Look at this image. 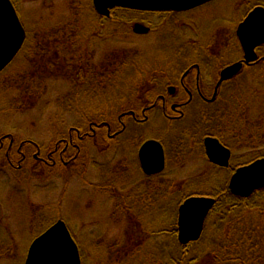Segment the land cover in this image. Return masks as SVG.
Segmentation results:
<instances>
[{"label":"rangeland","instance_id":"374dc122","mask_svg":"<svg viewBox=\"0 0 264 264\" xmlns=\"http://www.w3.org/2000/svg\"><path fill=\"white\" fill-rule=\"evenodd\" d=\"M12 2L18 10L22 25L29 31V39L25 40L22 51L20 50L14 61L0 74V135L15 136L18 141L14 147L17 148L20 142H23L22 152L28 160L20 171L8 167L7 170L5 160L1 159L6 149L0 152V264H24L31 243L58 218H63L72 231L83 251L84 264H145L149 258L147 256L156 251L157 244H163L164 238V253L178 255L180 250H176L174 238L168 232L176 227L180 186L185 184L187 196L209 195L211 189L216 193L219 183L226 182L223 179L228 177L227 173L231 174L233 171L215 173L210 170L209 164L201 155L183 158V163L179 165L174 159L172 144L174 143L175 148L182 144L180 139L179 144H175L176 134H170L167 140H164L169 141L165 177L169 178L168 182L174 189L172 194L175 196H172L167 204L166 213L155 207L139 226L126 217L127 211H122L121 216L111 205L102 203L100 199L94 202L86 196L87 159L92 162L91 165L87 164V168L95 166L96 162L99 163L97 165L103 164L105 160L96 149L87 157L86 139H75L79 149L72 152L74 158L69 166L60 161L54 166L52 162L49 163L51 166L40 164L32 158L36 152L35 144L54 148L58 141L68 138L70 128L76 127L80 128L82 133L86 132V121L98 119L93 118L94 115L109 116L112 122L118 115L129 109L134 110L133 105L137 107L152 102V91L162 87L168 77L166 74L172 73L176 68L173 63L180 57L176 54L180 47L179 41H197V37H194L197 27V35L199 34L203 42L210 44L209 46L215 47L217 42L221 46L223 43L224 46L237 45L236 30L243 13L248 12L249 6L264 5V0H220L217 4H209L205 9H198L195 15H192V12L172 19L144 12L149 15L148 18L139 21L150 25L149 34L139 35L134 32L133 36L115 26L111 29L113 35L107 41L101 39L106 36L103 31L106 25H101L104 22L99 23L101 18L105 17L98 15L94 9L93 12L88 10L90 4L93 8L92 0ZM240 3L249 6H241ZM189 15L192 16L185 18ZM182 23L188 24L189 27L187 25L186 28L192 30L193 34L186 30ZM128 24L133 27L134 22L127 21L126 25ZM76 36L79 37L77 41L73 38ZM83 36L85 41L80 43ZM87 46L91 49L89 52L93 54L94 59L92 57L87 60L84 66ZM118 49L122 50V54L126 52L129 56H125L123 62L121 57L115 62V59H112L110 64L113 63L106 66L113 71L118 69L116 75L110 79H105L106 76L102 75L100 79L92 80L91 73H86L87 64L97 66L95 63H100L108 51V54H113L117 53ZM73 54L74 56H71ZM117 54L120 56L121 52ZM239 54V51L233 54L235 59L240 57ZM76 58L77 62L81 60L79 64L76 63ZM237 83H240V92L233 94L225 91L222 95L219 113L221 117V113L226 112L225 116L220 119L217 113V119L207 123L212 131L210 133L216 131L223 137V142L232 149L233 169L250 162L256 155H264V130H261V127L264 128V123L261 122L264 120V73L247 71ZM244 103L245 107L237 110ZM121 109L123 111H120ZM86 112L90 114L89 117ZM203 113L205 112L199 106L190 108L187 118L178 123L177 129H180L177 134H181L182 130L198 134L195 128L200 125L199 115ZM212 113H215V110ZM227 114L233 117L235 126L241 124H236V119L237 122L248 121L247 125H250L248 118L252 119L254 128L251 127L253 129L246 133L240 126L236 131H229L226 125H230L231 119ZM135 126L133 123L129 125L130 131L124 139L129 137V133L137 138L144 135L142 140L162 139L167 123L156 114L150 124L133 128ZM205 127L203 124L199 126L203 130ZM252 132L255 133V138L251 137ZM198 135L194 138H198ZM126 152L128 160L124 164L128 168L127 174L133 178H141L135 164V156L130 153L131 148L128 147ZM17 155L10 152V159L17 161ZM122 157L118 156L116 164L120 163L119 159ZM112 158L114 155L108 154L106 159ZM223 172H226V175H223ZM69 174L70 179L67 177ZM149 183L157 192L162 180L158 176ZM56 204L61 208L60 214L55 212ZM219 204V209L216 205V212L212 217L204 221L208 233H204L203 240L192 246L191 256L199 259L201 263L205 262V256L209 260L211 257L208 254L215 252L217 247L211 242L212 235L228 232L232 233L230 235H255L253 237L257 239L252 242V249H236L233 247L235 241L231 239L228 241L227 250L221 251V254L233 253L235 248V252L241 253L242 256L252 253V263L264 264V256L261 253V237L264 235V190L255 193L246 202H236L231 198L228 201L220 200ZM142 229H145V235L149 232L157 235L167 230L166 235L169 236L159 239L146 238ZM130 238L138 244L135 249H141L139 258L128 253L129 251L125 252Z\"/></svg>","mask_w":264,"mask_h":264},{"label":"flooded vegetation","instance_id":"af4514ba","mask_svg":"<svg viewBox=\"0 0 264 264\" xmlns=\"http://www.w3.org/2000/svg\"><path fill=\"white\" fill-rule=\"evenodd\" d=\"M219 1L220 0H212L205 4H202L197 8L182 11L179 13L156 12L151 14H158L160 16L167 17L168 19H172L181 15H188L192 12H194L192 15H195V11H197L198 9H205V7H208L209 4H217L219 3ZM240 5L249 6L245 3H240ZM257 7L264 8V5L257 4L252 7L249 6L248 12L246 14L243 13L244 15H242L243 17L241 19V22L238 23L239 25L237 27V30L241 23H243L248 15ZM192 15L185 16V18L191 17ZM148 16L145 15L144 12L130 11L120 8L112 9L111 16H109L108 19L104 18V20L109 21H104L105 23L102 24L106 25V27H104L103 29L104 33L106 32V36L101 37V39H103V41H107L109 37L113 35V30L111 29L115 26L120 27L124 32L133 36L135 34L133 28L137 24L143 25L151 30L149 24L143 21L140 23L139 21L140 19H144L146 17L148 18ZM127 21L129 23L134 22L133 27H131L130 24L126 25ZM182 24L185 28L188 25L184 23ZM168 28H170L169 25ZM186 30H189L193 34V31L189 28H186ZM196 30L197 27L195 28L194 34V37H197L198 39L197 41H179L180 47L177 50L176 54L180 57H178L179 59L173 63L176 68L172 73H168V75L165 73L168 77L165 79V82H163L162 87L156 88L152 91V96H155V99H153L154 101L152 103L145 104L140 110L137 109L136 105H133L134 107H136L132 108L134 110L131 111L129 109V111L118 115L116 120L112 122L109 116H105L103 120L99 121V123L89 119L88 122L86 121V125L88 127L86 132L82 133V131L79 130L80 128H70L68 138L58 141L54 148L40 147V145L35 144L36 152L32 156V158L37 160L40 164L44 163L45 166H51L49 164L50 162H52V165L54 166L59 161L62 162L65 166H69L71 165V162H73L72 159L74 158L72 152L79 149V147L76 146L75 139H81V141H84L86 139L85 145L87 157L89 156L90 152L95 149L98 150V153L100 155L105 157L103 164L97 165L99 163L96 162V164H94L95 166L91 168H87V164L91 165L92 162H90L89 159H87L86 161V196H88L94 202L100 199L102 203L111 205L117 210L118 214H121V216L122 211H127L126 217H129L130 220L133 221L132 223H136L137 225L142 224V220L145 217H149L150 210L154 209L155 207H158L160 212L166 213L165 211L167 204H169L172 196H175L174 194H172V190L174 189L171 188L170 183L168 182L170 181L169 178L165 177V172L168 166V156L166 150L168 146L167 143H169V141L165 142L164 140L168 138V136L172 133L176 134L177 142H175V144H179L178 141L181 138L190 140L189 144L185 147L178 145V147L175 148L174 143L172 144L175 155L174 159L178 161L179 165L183 163V161H181L183 158L186 159L191 155H201V158L204 157L203 160L207 161V163L209 164L211 168L210 170H212L213 172L215 171V169H222L223 171H233L230 177L232 178L239 167L243 166L241 165L238 167V169H233L231 164L233 159V151L228 144L224 143L222 139L218 138L216 139H218L219 142L231 152L230 164L228 168H222L209 161L206 155L205 138H215V136H213L211 133H205L210 128L207 123L210 124L211 120H214V118L217 119V113H219L220 111V103H222V95H224L225 91H229V93L232 92L233 94L236 91H241V88L238 86L240 83H237V81L240 78L242 79V76L247 71H255L259 74L264 73V44L255 47L254 54L257 57L255 61L251 62L249 65H243L242 70L235 77L233 76V78L220 83L222 72L225 69L235 63L244 61L245 54L242 45L238 40L237 45L232 44L224 46L225 43H223L221 46L219 42H217L215 47L209 46L210 44L203 42V40L199 38V34L197 35ZM237 30L236 38L238 39ZM150 32H148L147 34H149ZM136 37H138V35ZM191 39L194 40V38ZM236 51H239L240 53V57L237 59H235V56L233 55L236 53ZM108 53L104 56V58H102V61L100 62V65L104 68V71H102V75L106 76L105 79H110L112 76L116 75V72L118 70L117 69L113 71L112 68H107L106 66L111 65L117 60L119 61L120 57L122 58L123 62V58H125V56L127 55L126 52L122 54L121 49L117 50V53H119L120 56H118L116 52L113 54ZM112 59L115 60H113V62L110 64ZM107 69L109 71H106ZM170 74H173V76L170 77ZM91 79L96 80L94 76L91 77ZM149 92L151 91H147V93ZM117 101H119V99ZM245 105L246 104L244 103L242 106L237 108V110L240 111L241 108L245 107ZM196 106H199L201 110L205 112L199 115L200 125H206L204 130L203 128H199L200 125L198 126V128H196V132L199 134L197 141L192 138L196 137V135L198 134H194L189 130H182V135L177 134L180 129H177L179 126L178 123L183 122V120H185V118H187L188 116V110L190 108L194 109V107ZM214 110L216 114L212 113ZM120 111L123 110L121 109ZM156 114L161 116L167 123V126L164 130L165 132L162 135V139L158 140L153 138L142 140L144 135H140L139 138H137L134 136H130V133L129 137L124 139L126 134H128L127 132L130 131V124L133 123V125L143 127V125L145 124H150L153 120L154 115ZM136 126L133 128H136ZM227 127L228 126L226 125V128ZM133 128L131 127V130ZM149 140L158 141L164 150V169L161 173L158 174H146L140 163V150L142 146ZM17 141L18 139H16L13 135H0V152L3 149H6L5 155L0 158L5 160V165H7L5 166V168L7 170H9L8 168H10L14 171H20L25 166V163L28 160L25 153L22 152L21 147L24 145L23 142H20L18 148L14 147V144H17ZM131 144L134 145L131 146ZM128 147L131 148L130 153L134 154L135 156V164L138 171L141 173V178H133L129 174H127L128 168L124 163L128 160L126 152V149ZM10 152L15 153L16 155L18 154L16 158L17 161L14 162L10 159ZM108 154L112 156L114 155V158L107 160L106 158ZM118 156L123 157L119 159L120 163L116 164ZM66 159L69 161H66ZM69 176L70 174L67 176L70 179ZM158 176H160L162 180V185L156 192L153 188H151L149 182L151 179ZM195 189L197 188L195 187ZM185 191V184H183L182 186H180V189L178 191V200L180 202L178 206V212L182 204L189 198L205 196L211 197L207 195L202 196L195 194H190L189 196H187ZM216 205L217 204H215L214 207L209 210L205 221H207L209 217H212L213 212H216ZM58 206L59 205L56 204L55 212L60 214L61 208ZM118 209L120 211H118ZM59 220H62L66 223L63 218H58L55 222L52 223V225L44 230V232ZM205 223L203 231L205 229ZM144 230L145 229H142V232ZM44 232H42L40 235H42ZM158 234L166 235L167 232L165 233V230H163V232L161 231V233L159 232L157 233V235ZM153 235H155L154 232ZM218 262L219 258L216 256L214 258V264H218Z\"/></svg>","mask_w":264,"mask_h":264},{"label":"water","instance_id":"95a60500","mask_svg":"<svg viewBox=\"0 0 264 264\" xmlns=\"http://www.w3.org/2000/svg\"><path fill=\"white\" fill-rule=\"evenodd\" d=\"M212 0H92L94 11L109 17L112 8L140 12H182ZM145 35L149 28L137 24L133 28ZM25 29L11 0H0V74L16 58L25 45ZM237 37L244 50L243 62H238L222 72L220 83L235 77L243 68L257 59L254 49L264 44V8H255L237 30ZM206 155L219 167L228 168L231 152L218 139L205 138ZM164 150L158 141H147L140 150V163L146 174H158L164 169ZM229 189L239 198H250L264 188V158L239 167L230 178ZM216 201L210 197H192L179 208L178 241L183 246L202 236L204 221ZM79 247L64 221L59 220L31 244L25 264H82Z\"/></svg>","mask_w":264,"mask_h":264},{"label":"trees","instance_id":"16d2710c","mask_svg":"<svg viewBox=\"0 0 264 264\" xmlns=\"http://www.w3.org/2000/svg\"><path fill=\"white\" fill-rule=\"evenodd\" d=\"M88 6H89V8H88L89 12L90 11L93 12V10H92L93 8L91 7V4L88 5ZM101 19L102 20H100L99 23H101V22L103 23L104 22L103 21L104 18H101ZM24 27H25V29L27 28L25 25H24ZM26 32H27L26 33L27 34L26 41H27L29 39V37H28L29 31L26 29ZM84 37L85 36H83L82 38H80V40H82V41H79L80 43H83V41H85L84 40ZM73 38H74V40L76 39V41H77V39H79V37H77V36L76 37H73ZM86 45H87V42H86ZM90 50L91 49H89L88 46H87L86 47V59L84 61V63H85L84 66L86 65L87 60H89V59H91L93 57V54L89 52ZM68 55H70V54L68 53ZM71 56H74V54L71 55ZM126 56H129V54H127ZM63 58L65 59V55H63ZM93 59H94V57H93ZM70 61L73 62L71 59H70ZM80 62H81V60L77 62V58H76V63L79 64ZM95 64L97 66H93L90 63L87 64L88 67L86 66V73H89L90 72L91 75H92V77L94 76L98 80V79L101 78L102 73H103L102 71H104V68L100 65L99 62L98 63H95ZM92 92H95V91H92ZM92 94H94V93H92ZM94 96H97V95H94ZM153 99H155L154 96H152V98L150 100L153 102L154 101ZM152 102H149V103H152ZM143 106L144 105H139V106H137V109L140 110ZM85 114H87V116L90 115L88 112H86ZM221 114H222L221 116L224 117L226 113L223 112ZM219 115H220V113H219ZM91 117H92V115H91ZM94 117H98V119H93V121L99 123V121L100 120H103L105 116H102V114H100V115H97V116L94 115L93 118ZM227 117H229L231 119V121H229L230 125L227 124V126H228L227 128H228L229 131H231V129H234V131H236V129L239 128V126H240V127H242V129L246 133V132H249V130H252L254 128V126H253L254 125V121H252V119H250V118H248L249 121H250V125H247V122L248 121L243 122L242 120H239V122H237L238 120L236 119L235 120L236 124H240V123L241 124L239 126H237V125L235 126L233 124L234 123V120L232 119L233 117H231V115L228 116V114H227ZM218 118L221 119L222 117H218ZM261 122L264 123V120H262ZM247 126H249V128H247ZM251 127H253V128H251ZM261 130H264V128L261 127ZM210 132H212V131L211 130H207L205 133L206 134H210ZM211 134L213 136H215V138H218V139H222L223 140V137L221 135H219L218 133H216V131H215V133H211ZM179 135H182V134H179ZM254 136H256V135H255V133L252 132V136L251 137H254ZM198 137H199V135H198ZM192 139H195L197 141L198 138H192ZM180 141L182 143V146H184V147L187 146L189 144V142H190V140H186L184 138H181ZM261 158H264V155H261V154L256 155V157L254 159H252L250 162L245 163V164H240V166L241 165L244 166V165L250 164L251 162H253V161L257 160V159H261ZM238 167H236V168H238ZM217 171L219 172V174H221L223 170L222 169H215L214 172L216 173ZM225 173L223 172V175H226ZM227 175H228V177L226 179H223L226 182L221 181L219 183L218 191L215 193L214 190L211 189L212 190L210 192L211 194L207 195V196H212V198H214L216 200V202H217L216 204H217V208L218 209H219V207L221 205V204H219L220 203V200H222V201L223 200L228 201L229 199L234 198L236 200V202H238L239 200L246 202L247 199H249V198H247V199L246 198L245 199L244 198H239V197L234 196L231 193L230 189L228 188L229 180H230L229 178L231 177V174L230 173L229 174L227 173ZM203 185H205V184L203 183ZM263 190L264 189H260V190L256 191L255 193L260 192V191H263ZM201 195L202 196H205L206 194H201ZM223 203H225V202H223ZM179 204H180V202H179ZM179 204H178V206H179ZM215 208H216V206H215ZM213 213H215V212H213ZM175 219H178V207H177V212H176V218ZM175 226H176L175 227V230H172L171 232H168L167 230H165V233L168 232V234H170L174 238L175 243H173V244L175 245V248H177L176 250H178V251L180 250V252L178 253V255H172L171 256V254L164 253V251L162 250V249H164V243L162 245L161 244H159V245L157 244L156 251H154L153 253H150L149 256H147L149 258H148V261L145 262V264H214V258L216 256L219 258L218 264H255V263H252V253H246L245 256H242L241 253L238 254V252H235V251H237V250H235V248L236 249H239L240 247H242L244 249H247V248L248 249H252L253 248L252 247V242L257 239L256 237H253L255 235H252V236L251 235H245V236L244 235H241V236H239V235H230L232 233H228V232H227L228 234L223 232V235H221V234L220 235H212L213 236V239H212L211 242L213 243L214 246H217L216 249H215L216 251L208 254L211 257L209 260H207L206 259V256H205V258H204L205 262H202L201 263L199 259L193 258L191 256L190 249L192 248L193 245L198 244V242H200V241L203 240V237L205 236L204 233H206V234L208 233V231L206 229V223H205V229H204V231H202V232H204L203 235H202V237L197 242H192L191 244H189L187 246H182L178 242V238H177V220L175 222ZM209 232H210V230H209ZM143 233H140V235H142ZM145 234L146 233H144L143 235H145ZM148 234H150V235H148ZM148 234L145 235V237L146 238H150V239H152L154 237L159 239L162 236H165V237L166 236H169V235H159V234L158 235H153V233L151 234L150 232ZM236 237H238V238H236ZM261 238H262L261 247L263 248V251L261 253H263V256H264V239H263L264 238V235ZM231 239H232V241H235L234 244H233V247H235V248H233L234 249V252L233 253L230 252L229 254H227L225 252H222L223 254H221V251H226L227 250L228 241L231 240ZM129 242L130 243L128 245V248L126 249L125 252H128L129 251L128 253H130L132 255L134 254L135 257L137 256L136 258H139V255L141 254V252H139V251H141V249H138V250L135 249V247L138 244L136 245L135 242H134V240L132 238L129 239ZM133 249H134V251H133ZM230 250L232 251V247H230ZM80 252H81V256H82L81 259L84 262V259H83L84 258L83 257L84 255H83V251H82L81 248H80ZM260 255H262V254H260ZM260 255H256V256H260Z\"/></svg>","mask_w":264,"mask_h":264}]
</instances>
